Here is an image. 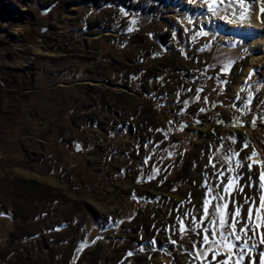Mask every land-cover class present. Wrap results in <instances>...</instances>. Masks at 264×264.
<instances>
[{
    "label": "rangeland",
    "instance_id": "374dc122",
    "mask_svg": "<svg viewBox=\"0 0 264 264\" xmlns=\"http://www.w3.org/2000/svg\"><path fill=\"white\" fill-rule=\"evenodd\" d=\"M133 4L0 0V264H259L264 223L238 230L264 191V55L233 88L260 32L223 41ZM217 204L226 227L241 207L231 257L203 244Z\"/></svg>",
    "mask_w": 264,
    "mask_h": 264
},
{
    "label": "bare ground",
    "instance_id": "6f19581e",
    "mask_svg": "<svg viewBox=\"0 0 264 264\" xmlns=\"http://www.w3.org/2000/svg\"><path fill=\"white\" fill-rule=\"evenodd\" d=\"M238 1L241 3L239 7L228 4L225 8L221 7L219 11L211 12L207 11L201 0H167L170 8L177 11L182 10L184 14L191 17L184 21V27L194 25L198 29L220 30L219 36L223 41H227L230 36L238 33L260 32V36L253 39L248 45L252 54L251 60L249 66L243 71V77L236 82L233 92H238L242 88L243 81L252 69L260 67V59L264 55V21L260 19L264 10V0ZM200 15H202L201 18H199ZM171 17L173 20H177L178 14L172 13ZM193 21L196 22L193 24ZM180 26L183 30V26Z\"/></svg>",
    "mask_w": 264,
    "mask_h": 264
},
{
    "label": "snow or ice",
    "instance_id": "6c2138e0",
    "mask_svg": "<svg viewBox=\"0 0 264 264\" xmlns=\"http://www.w3.org/2000/svg\"><path fill=\"white\" fill-rule=\"evenodd\" d=\"M199 91V90H198ZM185 103H187L185 101ZM201 111H204V109H201ZM254 121H253V125H254ZM247 146V145H245ZM257 156L256 152L253 151L252 156L249 157V159H253ZM225 160H227V157H225ZM210 163H211V158H210ZM237 166H239V161H237ZM213 167H215V165H213ZM249 167H251V165H249ZM229 171H231V168H229ZM223 172H220L219 175H223ZM260 180H261V184L260 187L262 190H264V171H261L260 174ZM232 184V177L229 176L228 177V183L223 185V189L225 193H228L230 188L229 186ZM207 186V185H205ZM209 192L212 191L211 188L208 189ZM207 195V193H206ZM214 199L219 200L221 199V197L217 194ZM259 206L255 207V209L250 206L247 209V217H248V223H245L243 226H241L239 228V233H244L245 236H247V230H251L252 231V235L256 236L257 232L256 230L260 228L261 224L264 223V215H262V212H264V191L261 192L260 196H259ZM245 203H248V201L246 200ZM254 203V202H253ZM208 204H209V200L205 199L203 202V206H204V212L205 215H208ZM227 205H219L217 204L215 206V211L212 213L213 215V220L209 221V224L212 225V231H211V236L212 239L211 241L209 240V236L206 234L203 236V244L208 245L209 246V250L213 252V258H215V254L218 251H223L225 253L226 256L231 257L233 255V247L235 246L232 242L231 238H234L235 240H240L241 236L238 234L237 228H236V224L239 223V221L237 220V217L240 216L241 213V207L237 206L235 208L234 213L231 214L232 216V220L233 223L228 224L226 227V216H225V212H224V208H226ZM255 210V221L252 220V214L253 211ZM216 217H218L219 219V223L217 225L216 223ZM193 222L195 223V217L192 218ZM201 219L203 220L204 217L202 216ZM180 223V231L181 233H185L186 229H185V225L182 221L179 222ZM197 227H199V224H197ZM217 227H219L221 229V231L219 232V239L217 240ZM228 229H230L231 231L229 232ZM202 231H204L205 233L208 232V229H202ZM227 233V234H226ZM173 243H175V241H173ZM261 244H264V233L261 234V240H260ZM240 248H246L248 247V245L242 244L239 245ZM251 247H255V244H253ZM193 249H196V244H193ZM190 256L193 257L194 260L199 259V260H203V257L205 255V253L201 250V249H196L195 253H189ZM259 264H264V252H261L259 254ZM244 259V254L243 252L239 253L236 256V264H241V262ZM218 264H229V260L227 259H223L218 261Z\"/></svg>",
    "mask_w": 264,
    "mask_h": 264
},
{
    "label": "trees",
    "instance_id": "16d2710c",
    "mask_svg": "<svg viewBox=\"0 0 264 264\" xmlns=\"http://www.w3.org/2000/svg\"><path fill=\"white\" fill-rule=\"evenodd\" d=\"M79 2L83 5H91V6H115V7H123L125 9H133L136 10L137 6L133 4V0H79ZM155 7L150 8L153 11ZM5 215V214H4Z\"/></svg>",
    "mask_w": 264,
    "mask_h": 264
}]
</instances>
